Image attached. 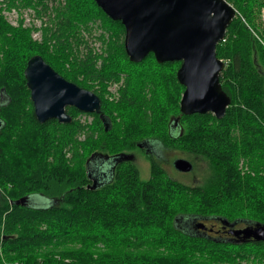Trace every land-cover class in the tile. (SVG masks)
<instances>
[{
    "label": "trees",
    "instance_id": "trees-1",
    "mask_svg": "<svg viewBox=\"0 0 264 264\" xmlns=\"http://www.w3.org/2000/svg\"><path fill=\"white\" fill-rule=\"evenodd\" d=\"M49 1H0L8 9L33 8L39 18L52 10L40 43L32 36L38 28L14 27L0 10V264H264V242L184 225L219 218L264 224V0H227L238 15L217 46L226 63L220 80L231 98L223 119L183 115L181 62L159 64L154 54L131 62L124 25L94 0ZM98 20L109 37H100L108 42L101 68L103 55L84 36ZM36 55L98 95L101 114L69 107L72 122L40 123L25 78ZM123 74L126 85L110 100L107 86ZM81 114L93 124L77 120ZM145 142L204 159L205 179L187 185L151 159V177L143 180L135 160L125 157ZM94 155L116 159L98 157L96 189L89 177ZM39 195L51 204H16Z\"/></svg>",
    "mask_w": 264,
    "mask_h": 264
},
{
    "label": "water",
    "instance_id": "water-1",
    "mask_svg": "<svg viewBox=\"0 0 264 264\" xmlns=\"http://www.w3.org/2000/svg\"><path fill=\"white\" fill-rule=\"evenodd\" d=\"M94 1L109 18L124 25V45L131 62L141 63L150 54H154L159 64L181 62L177 79L185 87L180 101L183 115L212 113L218 119L225 117L231 98L223 90L220 80L226 63L217 56V46L226 38L229 26L238 15L233 5L227 0ZM25 78L40 123L52 119L72 122L68 107L83 113L102 112L98 95L66 80L40 55L28 61ZM179 121L180 117L174 126H178ZM105 124L108 129V122ZM98 157L108 162L116 161L94 155L92 163ZM125 158L132 157L127 155ZM174 166L180 172L193 170V164L187 159H177ZM98 171L102 172L100 169L95 172ZM95 172L89 174L94 179L93 189L99 185V175ZM30 199V196L22 197L16 204L31 205ZM219 221L224 227H230L228 233L238 242H264V224H246L235 229L237 222L222 218ZM196 228L207 230L203 221H198Z\"/></svg>",
    "mask_w": 264,
    "mask_h": 264
},
{
    "label": "rangeland",
    "instance_id": "rangeland-1",
    "mask_svg": "<svg viewBox=\"0 0 264 264\" xmlns=\"http://www.w3.org/2000/svg\"><path fill=\"white\" fill-rule=\"evenodd\" d=\"M2 2V0H0ZM64 4L65 0H56L49 1L50 6ZM3 11H2V10ZM0 10L2 14L5 16L6 20L14 27H18L20 24H23L24 27L28 28H38L39 30H33L32 36L33 39L37 42H42V30L45 27L49 20V15L52 13L50 9L47 14L43 13V18H39L37 15V11L33 8H6V5H0ZM93 23V22H91ZM92 33H85V39L88 41V45L90 48L94 50V53H98V55H103L99 57L97 61V67L101 68L104 64V59L107 57V44L103 42L100 37L102 34L105 35L107 39L108 31L105 29L103 22L98 20L97 24L92 28ZM125 39V36H124ZM86 53V49L82 47L81 56ZM95 87L98 91H100L99 81L94 82ZM126 85V80L124 74L119 82H111L107 86V97L112 100L114 98H118L121 94V90ZM0 99H2L0 95ZM69 108V107H68ZM84 125H91L94 122V118L92 116L81 114L77 117ZM85 138V134L80 136V139L83 140ZM159 145L155 144L151 147L153 151L148 154H145L144 151L136 150L133 153L130 152L127 155L131 156L132 159L135 160L136 164L141 173V178L143 180H149L151 177V159L158 162L163 168L171 175L174 179L179 180L187 185L201 184L206 177L207 170L209 168L207 162L202 158L194 157L193 155L185 154L179 150H161L159 149ZM177 159H187L193 164V170L191 172H180L175 166L174 162ZM51 200L45 198L43 196H31L30 203L32 206L37 207H47L51 204Z\"/></svg>",
    "mask_w": 264,
    "mask_h": 264
},
{
    "label": "flooded vegetation",
    "instance_id": "flooded-vegetation-1",
    "mask_svg": "<svg viewBox=\"0 0 264 264\" xmlns=\"http://www.w3.org/2000/svg\"><path fill=\"white\" fill-rule=\"evenodd\" d=\"M175 128V132L177 130H181L179 125L178 126H174ZM155 145V143L152 142H145L143 147L140 148L141 151H144L145 154H148L152 151L151 147ZM99 158L95 159L93 161V172H95L96 170H99L102 166V163L98 161ZM112 162V161H109ZM94 181V179H93ZM100 182V179H99ZM198 221L196 220H190V221H185L184 225L185 227H187V229L191 232H196L198 234H206L209 233L213 236H227L230 238H234L233 235L229 234L228 231L230 230V227H224L223 224L218 220V219H213V220H203L205 226L207 227V230H199L196 228V223ZM246 224H237L235 226V229H239V228H243L245 227Z\"/></svg>",
    "mask_w": 264,
    "mask_h": 264
},
{
    "label": "built area",
    "instance_id": "built-area-1",
    "mask_svg": "<svg viewBox=\"0 0 264 264\" xmlns=\"http://www.w3.org/2000/svg\"><path fill=\"white\" fill-rule=\"evenodd\" d=\"M223 41H225V39H224ZM223 41H222V42H223Z\"/></svg>",
    "mask_w": 264,
    "mask_h": 264
}]
</instances>
